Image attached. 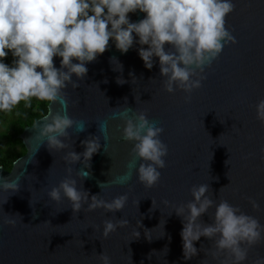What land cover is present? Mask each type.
<instances>
[{
	"label": "water",
	"instance_id": "95a60500",
	"mask_svg": "<svg viewBox=\"0 0 264 264\" xmlns=\"http://www.w3.org/2000/svg\"><path fill=\"white\" fill-rule=\"evenodd\" d=\"M233 2L225 26L235 43L223 47L205 68L201 86L191 93L165 91L157 57L153 67L146 68L137 53L140 45L121 53L110 39L109 47L87 63L88 72L78 86L65 89L68 115L85 126L83 131L75 124L67 129L69 147L50 151L43 139H35L34 121L23 128L19 138L25 152L10 169L0 166V179L19 178L16 191L0 189V264H101V252L110 257L111 264H219L224 255L213 259L209 254L213 243L204 236L194 242L201 251L188 260L182 258L181 217L172 205L191 200V187L201 183L210 185L209 194L216 203L227 200L264 224V158L260 152L264 123L256 118L255 108L264 99V0ZM128 15L137 21L145 14L137 10ZM113 56L122 69L110 61ZM53 60L59 67L60 57ZM117 77L125 82L117 83ZM72 78L77 79L74 74ZM185 95H190L187 102ZM127 106L146 110L148 119L163 128L160 138L168 147L165 167L151 187L137 180L135 166L140 161L132 152L133 142L122 139L124 122L113 118L114 112ZM50 108L62 111L58 103L48 102L47 112ZM101 124L107 125L103 133ZM90 135L99 138L101 147L91 157L90 168L81 161L69 165L71 175L75 177L81 168L90 172L87 177H76L77 187L82 185L89 197L99 194L107 201L127 193L121 210H88L84 205L73 212L66 198L53 201L47 195L69 175L65 153L70 149L82 152L81 141ZM126 172L127 181L118 182ZM249 198L259 207L254 208ZM214 207L201 220L211 223ZM9 215L15 225L4 223ZM121 218L129 224L107 237L101 234L104 220ZM135 229L140 232L138 238ZM258 256H264V239L248 247L243 264H253Z\"/></svg>",
	"mask_w": 264,
	"mask_h": 264
},
{
	"label": "clouds",
	"instance_id": "9594fccd",
	"mask_svg": "<svg viewBox=\"0 0 264 264\" xmlns=\"http://www.w3.org/2000/svg\"><path fill=\"white\" fill-rule=\"evenodd\" d=\"M234 7L233 0H0V111L9 113L21 101L30 107L33 97L50 105L58 103L62 111L54 112L50 108L31 127L36 129L35 139H43L50 151L67 149V129L75 124L78 131H83L85 126L68 115L69 98L65 89L70 85L78 86V81L88 72L87 63L109 47L110 39L121 53H126L134 44L140 45L137 53L146 68L151 69L153 58L157 57L160 75L165 77V91L181 89L191 93L201 86L205 68L223 47L229 42L235 43V37L225 26V17ZM137 10L145 15L132 21L128 13ZM9 55L13 59L7 63L4 58ZM54 56L60 57L59 67L54 64ZM113 60L119 64L116 69H122L117 58L110 57V61ZM124 82L122 77H117V83ZM184 99L189 101L190 95H185ZM255 108L256 118L264 123V99H260ZM129 111L132 115H128ZM116 117L124 122L122 139L133 142L132 152L139 158L135 166L137 180L146 187L153 186L159 181L168 152L160 138L163 128L148 119L146 110L136 111L127 106L114 112L113 118ZM99 127L103 133L107 125ZM81 144L82 152L70 149L65 153L69 175L48 190V197L53 201L66 198L73 212L84 205L88 210H121L127 202V193L106 201L99 194L89 197L82 185L77 187L76 177H87L90 172L81 168L74 177L69 165L81 161L90 168L91 157L101 147L99 138L94 135ZM260 152L264 158V146ZM227 162L228 159L225 164ZM128 178L126 172L117 181L125 183ZM18 187L19 178L0 179L2 190L14 192ZM209 189L208 183L193 185L191 200L172 205L181 217L182 258L188 260L197 255L201 248L194 242L204 236L213 243L214 249L209 253L213 259L224 255L219 264H243L248 247L264 239V224L227 200L220 199L216 203ZM249 200L254 208L259 207L255 200ZM164 203L167 205L169 201ZM214 204L211 223H205L201 216ZM12 217H5L4 223L15 225ZM102 223L101 234L107 237L129 221L106 219ZM139 225L143 227L140 220ZM144 234L151 239L150 234ZM139 236L140 232L135 229V238ZM148 255L150 259L152 253ZM99 259L101 264H111L104 252L99 253ZM253 264H264V256H258Z\"/></svg>",
	"mask_w": 264,
	"mask_h": 264
},
{
	"label": "trees",
	"instance_id": "16d2710c",
	"mask_svg": "<svg viewBox=\"0 0 264 264\" xmlns=\"http://www.w3.org/2000/svg\"><path fill=\"white\" fill-rule=\"evenodd\" d=\"M5 62L10 63L13 57H5ZM47 101L31 99V106L26 107L25 102L17 104L13 117L7 122L4 129L0 130V166L10 169L12 162L25 152L19 138L23 128L40 118L47 112ZM19 113V115H17Z\"/></svg>",
	"mask_w": 264,
	"mask_h": 264
},
{
	"label": "rangeland",
	"instance_id": "374dc122",
	"mask_svg": "<svg viewBox=\"0 0 264 264\" xmlns=\"http://www.w3.org/2000/svg\"><path fill=\"white\" fill-rule=\"evenodd\" d=\"M16 106L9 113H5V112L0 111V130L4 129V127L7 124V122L13 117V113L12 112L15 111Z\"/></svg>",
	"mask_w": 264,
	"mask_h": 264
},
{
	"label": "snow or ice",
	"instance_id": "6c2138e0",
	"mask_svg": "<svg viewBox=\"0 0 264 264\" xmlns=\"http://www.w3.org/2000/svg\"><path fill=\"white\" fill-rule=\"evenodd\" d=\"M225 22H227V21L225 20Z\"/></svg>",
	"mask_w": 264,
	"mask_h": 264
}]
</instances>
